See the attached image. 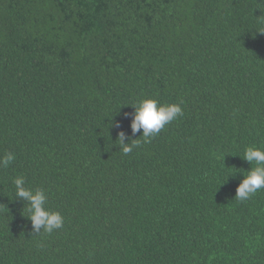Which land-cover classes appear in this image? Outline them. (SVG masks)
Masks as SVG:
<instances>
[{
	"label": "trees",
	"instance_id": "16d2710c",
	"mask_svg": "<svg viewBox=\"0 0 264 264\" xmlns=\"http://www.w3.org/2000/svg\"><path fill=\"white\" fill-rule=\"evenodd\" d=\"M261 31L264 0H0V264H264V189L235 199ZM143 97L183 115L125 156ZM21 175L62 228L32 231Z\"/></svg>",
	"mask_w": 264,
	"mask_h": 264
},
{
	"label": "clouds",
	"instance_id": "9594fccd",
	"mask_svg": "<svg viewBox=\"0 0 264 264\" xmlns=\"http://www.w3.org/2000/svg\"><path fill=\"white\" fill-rule=\"evenodd\" d=\"M129 104L134 109L130 119L131 134L136 136L139 133L140 135L137 137L139 139L126 142L125 131L118 132L119 150L125 156L139 148L142 143H150L166 125L183 115L180 103H161L154 97H143ZM113 126L119 128V122ZM242 158L251 165V168L244 172V177L235 190V199L239 201L248 200L259 190L264 189V149L255 145L246 146ZM15 159L14 152L6 151L0 155V168L9 167ZM12 183L15 186V196L27 202V217L31 221V228L35 234L41 232L51 234L54 230L63 227L64 217L61 213L46 208L47 196L44 189L26 187L25 178L22 175L14 177Z\"/></svg>",
	"mask_w": 264,
	"mask_h": 264
}]
</instances>
